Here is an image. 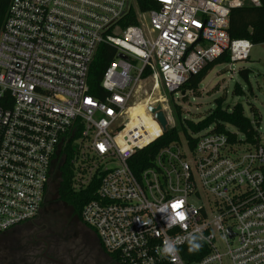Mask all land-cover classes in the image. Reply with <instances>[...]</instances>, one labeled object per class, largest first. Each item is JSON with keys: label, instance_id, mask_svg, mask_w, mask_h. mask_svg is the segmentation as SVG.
<instances>
[{"label": "built area", "instance_id": "2783aa9c", "mask_svg": "<svg viewBox=\"0 0 264 264\" xmlns=\"http://www.w3.org/2000/svg\"><path fill=\"white\" fill-rule=\"evenodd\" d=\"M133 1L12 0L0 33V234L39 217L54 162L72 143L74 189L99 180L82 224L117 264H264L263 121L247 115L254 144L211 127L146 166L138 157L176 126L172 104L181 107L176 93L191 77L226 53L230 64L251 58L254 45L229 35L230 15L263 1L153 0L148 11ZM131 15L137 24L125 26ZM102 46L115 53L103 99L89 85ZM141 102L161 135L129 127ZM158 107L166 131L150 111ZM170 202L182 204L185 226H167L172 209L159 211ZM189 233L206 248L190 263ZM165 239L180 241L176 256L158 254Z\"/></svg>", "mask_w": 264, "mask_h": 264}, {"label": "trees", "instance_id": "16d2710c", "mask_svg": "<svg viewBox=\"0 0 264 264\" xmlns=\"http://www.w3.org/2000/svg\"><path fill=\"white\" fill-rule=\"evenodd\" d=\"M263 6L260 8L246 6L242 9H234L230 15V25H229V35L232 40H248L254 46L264 44V0ZM12 0H0V33L5 24V21L8 16L9 8ZM139 7L141 11L156 10L158 6L153 0H138ZM134 20V15H131L129 21H125V26L136 25ZM115 53L114 50L108 46H102L99 50V53L94 61V64L91 69L89 85L91 87L92 95L103 99L104 91L102 90L101 84L103 75L109 65L114 61ZM230 56L226 53L219 59L208 63L198 75L193 76L189 81L182 87L181 91L186 92L188 90L193 91L194 93L198 92V89L201 83L206 79L210 71H212L215 66L221 64H229ZM251 71L244 69L239 71L240 78L249 84L250 82ZM251 90V89H250ZM243 87L240 84H236L234 87V94L236 96L243 95ZM216 107L201 121L195 123L189 120L184 119L182 108L172 104L174 111L176 126L169 129L159 140L153 143L146 150L142 151L138 157H143L144 165H148L151 157H154L160 150L165 147H168L175 143H180L181 139L185 138L190 140V133H200L204 130H207L211 127L214 128L216 133L228 134L227 127L236 129L241 135L247 140L248 143H255V126L252 123L250 117L245 113L244 107L242 104L238 103L233 106L232 109L225 107V101L219 99L215 101ZM250 113L254 116V124L260 126L262 117L259 114V111L250 106ZM158 133V136L161 135ZM78 137V133L75 135L74 140ZM151 138V137H149ZM146 139V141L149 140ZM233 141L235 137L231 138ZM195 141L191 142L194 146ZM64 163L59 169L60 173V183L58 187V202H61L73 209L74 216L82 224L81 213L85 205L95 198L96 191L99 187V180L95 179L91 185L82 191H76L74 189V175L75 167L72 165V160L76 155V150L71 143L68 148L64 151ZM44 208V207H43ZM83 226V224H82ZM17 229H13L5 234H0V239L4 237H9L14 235ZM87 235L91 236L97 245V250L103 252V248L97 238L96 234H92L89 229ZM55 236H58L60 241L63 240L62 234L56 233ZM58 242V238L55 237V243ZM13 251L15 254L8 257L9 261L5 259L1 264H42L38 261L40 256H23L16 253L13 246ZM188 249V245L186 247ZM206 249L203 245L198 251H195V255H183L186 262L190 263L193 261H198L202 258V255H198L201 251ZM13 253V252H12ZM35 253V250H34ZM113 260L116 261L114 256H111ZM40 260V259H39Z\"/></svg>", "mask_w": 264, "mask_h": 264}, {"label": "rangeland", "instance_id": "374dc122", "mask_svg": "<svg viewBox=\"0 0 264 264\" xmlns=\"http://www.w3.org/2000/svg\"><path fill=\"white\" fill-rule=\"evenodd\" d=\"M133 3L135 4V1L132 0V4ZM244 69L251 71L249 84L244 82L239 76V71ZM236 84H240L243 87V95L236 96V94H234V87ZM150 88L151 85H147V89L149 90ZM161 92L164 93V90ZM185 93L183 98V92H177L176 99L178 100V104L182 107L183 117L186 120L195 123L201 121L216 107L215 101L223 99L225 101L224 106L230 109L238 103L242 104L248 116L250 115V106L255 107L262 117L263 123L261 126L262 129H264V44L254 46L251 58L248 61L215 66L201 83L197 93L190 90ZM142 104H146V102H142ZM135 106L137 107V104ZM135 106L130 110V115L132 117V124L130 127H137L142 119L135 111ZM174 123L176 125V121H171L169 125H174ZM231 130L233 131L234 128H231ZM64 158V154L59 155L54 162L48 195L44 208L37 220L31 224L20 227L19 230L14 232V235L0 239V264L4 259L8 262L10 254H15L12 248L13 246L17 247L15 251L19 255L40 256L41 252L38 254L34 253L37 245L34 239L38 238L36 231L41 230L42 228L39 229V227L43 224H48L50 227L54 226L55 235L56 233H60L64 235V239L68 238V241L65 240V246L71 245L73 248L76 247V241L81 242L82 238H85L87 241L90 240L86 237L88 229L80 224L74 216L73 209L57 200L60 183L59 169L64 163ZM89 231L95 234L94 230L89 229ZM61 249L62 248L56 250L55 248V253L57 254L56 251L62 253L64 250ZM61 256V254H58V258ZM62 258H64L65 261L66 255L64 252ZM59 259L63 260L61 258ZM68 259L69 257L66 260L68 264L74 262V260L70 259L68 261ZM38 261L41 262L39 259ZM75 262L77 264H98V262L94 261L92 258H85L84 260H82V258H76Z\"/></svg>", "mask_w": 264, "mask_h": 264}, {"label": "flooded vegetation", "instance_id": "af4514ba", "mask_svg": "<svg viewBox=\"0 0 264 264\" xmlns=\"http://www.w3.org/2000/svg\"><path fill=\"white\" fill-rule=\"evenodd\" d=\"M35 220H37V219H35ZM35 220H33L27 224H31ZM27 224H25V225H27ZM22 226H24V225H22ZM22 226H19L17 228H20ZM17 228H14V229H17ZM39 229H41V230H39ZM39 229H38L39 231H36L37 232L36 235H38V238L34 239L35 242H37L35 253L38 254L39 252H41L39 259L41 260L40 263H42V264H60V263L68 264L66 262L68 257H69L68 261L70 259L74 260V262L72 264H77L75 262L76 258H82V260H84L85 258H92L94 261H97L98 264H117L111 258L110 255L106 254L104 251L102 252L100 250V252H99L97 250V245L95 243V240L92 237L90 238L89 235L86 236L88 239H90L89 241H87L85 238H82L81 242L76 241V247L72 248L71 245L65 246V244H66L65 240L68 241V238L64 239V235H62V238H63L62 241H60L58 236H55L54 226L50 227L48 224H43L41 227H39ZM55 237L58 238L57 243H55ZM55 248H56V250H59L60 248H62L61 250H64L63 252L66 255L65 261H64V258H62L63 252L60 253L59 251H56L57 252V254H56ZM58 254L62 255L59 258H61L63 260H60L58 258ZM83 256H86V257H83Z\"/></svg>", "mask_w": 264, "mask_h": 264}, {"label": "clouds", "instance_id": "9594fccd", "mask_svg": "<svg viewBox=\"0 0 264 264\" xmlns=\"http://www.w3.org/2000/svg\"><path fill=\"white\" fill-rule=\"evenodd\" d=\"M177 203H171L168 206H162L159 212H165L168 207L172 209V212L170 213L169 216L164 217L167 226H175L177 224H180L181 226H185L183 222L186 220V215L185 213L181 210L182 209V204L179 203L181 206L179 208H175L174 205ZM183 217V219H181ZM187 243H188V250L189 252H195L198 251L202 244L201 241L204 239L202 234L198 233H189L187 237H185ZM179 240H171V239H165L163 242L162 246H158L157 252L161 256L164 257H174L178 253V243Z\"/></svg>", "mask_w": 264, "mask_h": 264}, {"label": "bare ground", "instance_id": "6f19581e", "mask_svg": "<svg viewBox=\"0 0 264 264\" xmlns=\"http://www.w3.org/2000/svg\"><path fill=\"white\" fill-rule=\"evenodd\" d=\"M135 108H136L135 111L137 112V114L140 115V117L142 118L141 123H143V125H145L147 127V130L149 131L150 135L151 136L158 135V133H160L161 129L158 127L157 123L151 119L150 115L148 114L147 104H142V102L137 103V107L135 106ZM131 124H132V121H131L130 125ZM130 125H129V127H130ZM134 127H130V128H134ZM148 138H146V139H148ZM146 139L144 141H146Z\"/></svg>", "mask_w": 264, "mask_h": 264}, {"label": "water", "instance_id": "95a60500", "mask_svg": "<svg viewBox=\"0 0 264 264\" xmlns=\"http://www.w3.org/2000/svg\"><path fill=\"white\" fill-rule=\"evenodd\" d=\"M185 94H186V93L183 92V96H184ZM150 111H151L152 113H156V112H157L156 118H157V120L160 122V124H161V126L163 127L164 131H166V130H167V127H166V125H167V121H166V119H165L164 114L160 111V107H158L157 109L150 108ZM60 264H62V263H60Z\"/></svg>", "mask_w": 264, "mask_h": 264}, {"label": "snow or ice", "instance_id": "6c2138e0", "mask_svg": "<svg viewBox=\"0 0 264 264\" xmlns=\"http://www.w3.org/2000/svg\"><path fill=\"white\" fill-rule=\"evenodd\" d=\"M181 205L179 203H177L176 205H174L175 208H179ZM181 219H183V217H181Z\"/></svg>", "mask_w": 264, "mask_h": 264}]
</instances>
